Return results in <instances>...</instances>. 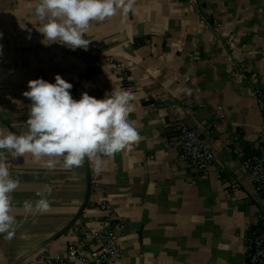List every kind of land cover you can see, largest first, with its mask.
<instances>
[{
  "label": "crops",
  "instance_id": "0c3cea01",
  "mask_svg": "<svg viewBox=\"0 0 264 264\" xmlns=\"http://www.w3.org/2000/svg\"><path fill=\"white\" fill-rule=\"evenodd\" d=\"M39 0H0V130L21 134L31 101L28 81L56 74L99 98L125 91L111 63L129 68L140 140L113 158L45 167L30 153H5L15 231L0 235V264H24L41 251L65 253L78 230L95 228L104 195L126 224L115 264H245L247 237L260 230L264 194L255 190L236 145L264 148V120L254 88L264 86V0H135L134 10L93 22L87 50L45 45L36 28ZM223 106L225 123L209 132L217 163L202 177L178 154L176 117L206 132ZM95 183L101 188L95 189ZM46 199L42 212L36 203ZM26 201L33 207L27 210Z\"/></svg>",
  "mask_w": 264,
  "mask_h": 264
},
{
  "label": "clouds",
  "instance_id": "9594fccd",
  "mask_svg": "<svg viewBox=\"0 0 264 264\" xmlns=\"http://www.w3.org/2000/svg\"><path fill=\"white\" fill-rule=\"evenodd\" d=\"M135 0H39L35 15L43 43H59L72 50H87L92 40L87 33L93 22H104L118 14L127 16ZM3 33L0 32V37ZM2 50V46H0ZM71 82L56 74L54 82L44 78L28 81L23 95L31 101L26 120L27 131L17 134L0 130V235L11 239L16 219L12 214L13 193L19 180L10 176L5 153L12 158L30 153L37 161L49 159L45 167L52 169L57 157L64 167H79L85 158H93L99 170L101 157L113 158L121 150L137 143L140 135L129 119L134 111V96L128 91H112L103 98L87 92L75 99ZM42 212L49 209L46 199L36 203ZM25 209L31 210V201Z\"/></svg>",
  "mask_w": 264,
  "mask_h": 264
},
{
  "label": "built area",
  "instance_id": "2783aa9c",
  "mask_svg": "<svg viewBox=\"0 0 264 264\" xmlns=\"http://www.w3.org/2000/svg\"><path fill=\"white\" fill-rule=\"evenodd\" d=\"M203 9L204 0H192ZM110 63L123 74L125 91L133 92L130 84L129 68L124 63L113 58ZM73 87L70 90L75 99L88 92L82 90L79 82L68 80ZM254 96L262 111L264 120V86L254 88ZM227 116L223 106H218L216 119L208 125L206 132L188 127L182 117L174 119L173 126L177 132V148L179 157L186 161L202 177L207 176L217 163L213 147V132L220 123H225ZM234 153L242 161V167L256 191L264 194V148L249 152L244 147L236 145ZM95 189L101 187L95 183ZM98 215L95 218L97 227H83L78 230L77 239L69 242L65 253L51 255L41 251L37 256L24 264H115L123 256L121 237L126 233V224L119 219L103 195L95 204ZM260 230L247 237L248 257L245 264H264V210L259 214Z\"/></svg>",
  "mask_w": 264,
  "mask_h": 264
}]
</instances>
